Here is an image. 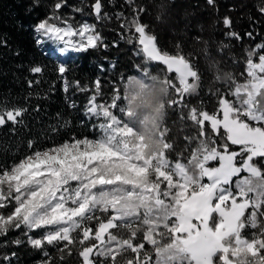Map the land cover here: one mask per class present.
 <instances>
[{
  "label": "trees",
  "instance_id": "trees-1",
  "mask_svg": "<svg viewBox=\"0 0 264 264\" xmlns=\"http://www.w3.org/2000/svg\"><path fill=\"white\" fill-rule=\"evenodd\" d=\"M94 1L0 0V110L26 109L18 118L21 123L7 122L0 126V166L10 167L37 148L96 133V119L86 115V105L94 93L96 80L100 81L98 98L105 102L112 95L113 83L119 84V78L133 73L136 65L145 66L143 54L137 55L138 44L127 42L132 34L127 25L135 15L140 24L146 25V33L156 36L159 48L170 54L184 55L198 70L199 87L194 94L187 95L181 105L168 108L160 134L166 151L183 156L185 163L193 167L202 148L196 144L198 129L187 118L188 107L216 111V93L235 99L231 92L237 91L245 79L247 50L264 43V14L258 11L264 0H214L211 5L208 0H100V19L92 10ZM57 3L61 5L58 9ZM84 18L91 21L101 37L95 48L58 57L36 42L35 26L41 21L76 24ZM225 18L231 21L230 28L225 26ZM229 31L237 33L240 39L226 37ZM248 32L252 33L251 38L246 35ZM60 66L65 68L64 73L59 72ZM33 67H41L42 72L33 73ZM147 67L152 72L166 70L162 62L148 61ZM168 76L175 77L174 73ZM240 93L239 101L243 94ZM259 100L264 110V95ZM204 128L208 140L217 139L207 121ZM30 141L33 142L31 149ZM194 144L196 147L190 158L188 155ZM238 149L239 146H231V150ZM253 160L264 169L262 158ZM9 208L4 209L5 214ZM246 210L249 212L243 209L244 218ZM106 217L105 213L95 215L88 222L90 228L94 230L97 221ZM248 223L245 220L240 226ZM133 224H136L134 230L131 229ZM143 224L137 215L136 222L112 226V230H122L128 236L132 234L133 242L145 245L147 242L141 241L147 233ZM25 231L12 229L0 236V264H8L3 259L5 255L10 257V264H42L45 259H49L50 264H79L82 260L79 250L96 242L92 232L90 239L81 244L82 234L76 230L71 233L73 244L68 250H63V243L35 249L28 243ZM261 233H264V224L256 229L248 227L240 234L264 239ZM29 235L37 237L36 230ZM17 239L20 244L12 243ZM129 249L130 246L122 244L105 245L114 264H125L133 259ZM44 251L50 254L49 258L44 256ZM257 256L261 261L262 256ZM99 260L97 258V264Z\"/></svg>",
  "mask_w": 264,
  "mask_h": 264
},
{
  "label": "snow or ice",
  "instance_id": "snow-or-ice-1",
  "mask_svg": "<svg viewBox=\"0 0 264 264\" xmlns=\"http://www.w3.org/2000/svg\"><path fill=\"white\" fill-rule=\"evenodd\" d=\"M208 2L211 5L214 0ZM55 7L58 9L61 5L57 3ZM93 7L97 19H100L102 8L100 0H96ZM258 11L264 14V5H261ZM224 24L230 28L231 21L225 18ZM94 27V25H83L78 31L80 40L74 44L70 40H65V35H73L71 25L60 28L49 24L47 20L41 21L35 26L36 42L42 44L47 40L59 41L64 45L60 49L61 52H66L69 48L81 52L89 47L95 48L97 42L101 41L98 33L84 38L85 32L94 30ZM127 27L132 33L127 38V42L138 44L137 55L142 53L145 59V66L140 73L148 75V61L162 62V65L166 66L167 73L175 74L174 79L170 78L173 81L172 91L179 95V99L174 98L169 108L181 105L185 97L194 94L199 87L198 70L184 55L170 54L159 48L156 36L147 34L146 25L140 24L135 15ZM225 35L228 38L240 39L239 35L232 31L226 32ZM246 35L251 38L252 33L248 32ZM245 63L246 76L253 81L259 79L264 82V43L247 50ZM136 68L140 69V66L136 65ZM100 70H104L103 66ZM31 71L41 73L42 69L33 67ZM59 72L64 73L65 68L60 66ZM126 77L121 76L119 84L113 83L110 103L108 101L103 104L97 103L99 78L95 82L94 94L89 97L86 105V115L103 121L98 124L99 129L102 130L99 139L73 137L74 142L65 141L50 148H37L10 167L0 166V236L6 235L9 230L23 228L26 230L25 235H28V243L35 249L63 243V250H68L73 244L71 237L73 231H82L81 244L89 240L90 234L94 231L93 238L99 244L83 246L79 250L82 264H97V258H100L99 264H114L113 256L105 250L106 244L110 247L115 243L110 238L107 241L105 239L111 225L107 221H97L95 230L87 226L98 210L93 205L108 202L111 203L113 212L123 210L128 214L127 216L135 214L138 205L132 203L130 198L121 209L118 207L120 201L108 200L109 193L101 192L95 197L89 189L110 183L108 177H115L118 181L131 182L134 185L142 183L143 163L137 157L128 158V149L123 143L124 133L131 132V129L125 120L112 111L118 108L119 113L127 117L124 109L118 104L122 99L120 85L124 83ZM216 95L218 109L222 115L218 116L217 112L209 113L207 110L191 107L188 109L187 118L198 129L199 136L196 138L198 143L205 137V121H210L212 134L217 138L213 139L217 151L208 159H219L220 166L215 170L202 167L199 183L194 184L190 177H185L179 171V165H173L177 168V175L173 177L172 185L166 182L173 195H169L168 192L163 193L168 200L173 201L174 205L170 211L168 208L165 209L164 219L173 217V220L164 227L174 237L179 246L178 250L187 259V264H214V254L217 251H222L223 256L216 259H222L223 264H229V253L236 255L242 250L253 255H261L260 264H264V239L253 238L250 241L240 238L242 230L248 227L256 229L257 226L251 222V219L243 227L238 221L234 225L232 215L228 211L229 206L235 210V206L239 205L248 209L250 213V204L245 203L247 195L240 187L242 180H235L234 192L233 177L239 176L242 172L256 174L257 170L252 167L253 159L264 158V110L257 107L252 111H242V107L247 105H241L237 99L241 95L239 90L231 92L235 99H229L224 93H216ZM25 111L26 109L23 108L0 110V126L7 122L21 123L18 118ZM231 146H239L238 151L231 150ZM32 147L33 142L30 141L29 148ZM237 162L239 166H236ZM98 165L102 167H97ZM69 184L81 185V187L73 191L69 188ZM146 200L147 198H144L141 204H145ZM8 206L10 208L5 214L4 209ZM145 210L146 214L153 211L147 206ZM42 229L43 235L38 238L29 235L33 230ZM229 236L234 237L237 246L235 249L222 244V241ZM261 236L264 237V233H261ZM145 241L154 244L151 240L145 239ZM12 243L20 244L21 241L17 239ZM129 250L136 258L134 264H153L151 256H140L143 244L133 245ZM43 254L49 258L50 254L47 251ZM160 255L157 251L155 264H161ZM3 259L10 264V257L5 255ZM60 259L62 260L63 256ZM42 264H50V260L45 259Z\"/></svg>",
  "mask_w": 264,
  "mask_h": 264
},
{
  "label": "rangeland",
  "instance_id": "rangeland-1",
  "mask_svg": "<svg viewBox=\"0 0 264 264\" xmlns=\"http://www.w3.org/2000/svg\"><path fill=\"white\" fill-rule=\"evenodd\" d=\"M49 24H54L56 27H60V28H66L69 25L72 26V31H73V35L72 36H68L65 35V40H70L72 43H78L80 40V37L78 35V31L79 29L82 28L83 25L87 24V25H93L91 23V21L87 18H84L83 20L79 21L76 24H72L69 21H52V22H48ZM97 32L93 29H90L88 32H85V36L84 38L86 39L88 35H95ZM148 34V33H147ZM41 45H44V48L46 49H50L51 51L54 52V54H56V56L60 57L67 55L70 52H74L75 50H73L72 48H69L68 51L66 52H61V47L64 46L63 42H55L52 40H47L46 42L42 43ZM65 57V56H64ZM63 57V58H64ZM62 58V59H63ZM61 60V59H60ZM142 69V67H140V69L135 68L134 72H140V70ZM175 75V74H174ZM239 92H242V98L240 100L241 105H247V107H242V111H252L254 109H256L257 107L261 109V106L258 104L260 102V96L264 95V82H262L261 80H251L249 79L246 74H245V79L243 81V83L240 85V87H238ZM244 93H247V95H244ZM94 94V93H92ZM91 94V95H92ZM179 99V95L178 94H174L173 99ZM108 102L110 103V99L108 100ZM88 103V102H87ZM97 103L98 104H103L104 101H101L99 98H97ZM118 104L122 107V105L124 104L123 99L120 100V102H118ZM194 107V106H189V108ZM11 110V109H9ZM262 110V109H261ZM114 112V114L118 115L122 120H125V123H127L128 125H135V121L129 119L128 117H124L123 114L119 113L118 108L117 109H113L112 110ZM209 113L212 112H217V115L220 116L222 115V113L219 111L218 107L216 111H208ZM96 119V118H95ZM97 121V125L99 123H102L103 121L96 119ZM208 125L211 127L210 125V121H207ZM131 132H125L124 133V138L127 136H130L132 134V128L130 127ZM102 135V130L99 129V127L97 126V131L95 134L91 135V136H83L80 138H76V139H89V140H95V139H99L100 136ZM68 142H74L73 139L67 140ZM60 142V143H56L53 144L51 146H47L45 148H50L59 144L64 143ZM115 142V140H114ZM124 143V147L128 149V158H132V157H137L142 163H143V171L141 173L142 176V183L141 184H132L131 182H121L115 179V177H108L110 183H105L103 184L101 187H96L94 189H89V191L92 192V195L95 197H98L99 194L101 192H106L109 194H116V193H120L122 195H125L128 198H131V201H134L135 204L138 205L137 207V211L135 214L131 215V216H123L121 215L120 212H113L112 210V205L111 203H102V204H94V207H97V211L95 213V215H99V214H107L106 218H101L100 220H98L99 222H105L107 221L110 225L111 228L108 230L107 234L105 235V239L107 241L108 238L115 239V244L116 245H127L130 246L132 248L133 245H141V242L135 243L133 242V238H132V234L130 236L126 235L123 233L122 230H112V226H118L120 227L121 225H123L126 222H130L132 223L133 221L136 222V217L137 215H139L142 219V222H144L143 227L145 229V232H147L144 235V238L141 239V241L148 239L154 242V244H145L143 245V251L140 252V256L143 257L144 255H148L152 257V262L153 264H155V258L156 255L152 252V248L153 246L156 244V238L157 236H159V234L161 232H168L167 228L164 227V225H169L171 224L173 217H169L168 220H166L165 223L161 224L159 222H157V218L154 216L153 211L150 214H146V206L150 207L151 205H157L158 203L161 204H165L167 205L169 208L173 207V201L168 200L163 193L168 192L169 195H173L172 190L166 186V182L168 185H172L173 184V177H175L177 175V168L174 167L173 165H179V171L182 172L185 177H190V173L193 169V167H190L189 165H187L185 162L186 160L183 158V156L179 155V154H172L166 151L165 147H162V150L159 153H156L154 155H146L144 150H143V145L141 143H138L134 146V148H131L127 143H125V141L123 140ZM165 143H166V147H167V143L168 141L165 139ZM196 144H200L202 151L199 152L198 155V159L196 161V167L198 168V176L196 179H192L193 183H199L200 180V176H201V169L202 167H205L206 169L209 170H215L220 166L221 161L219 159H213V160H209L208 157L213 153L216 152L217 149L214 146L213 141L208 140V138L204 137L202 139L197 140ZM196 144L192 145V150L190 152V154L188 155V157L191 158V156L193 155V150L196 147ZM42 148V149H45ZM31 154V153H29ZM27 154V155H29ZM25 157V156H24ZM22 157V158H24ZM21 158V159H22ZM263 162H264V158H262ZM209 161H215L214 163H209ZM253 163L254 160H253ZM256 164V163H255ZM236 166H239V163L237 162ZM97 167H102V165H98ZM244 172H242L240 175H242ZM238 179L237 177H233V191L235 192V180ZM177 183L179 181H176ZM206 182V180H205ZM81 187V185H75V184H69V188L72 189L73 191L78 188ZM70 195L72 193H69ZM144 198H147V200L145 201V204H141V201L144 200ZM239 199V198H238ZM108 200H112V197L109 196ZM245 203L250 204V201L247 197V200L245 201ZM151 208V207H150ZM243 209L242 207H240L239 205L235 206V210H233V208L231 206H229L228 211L229 213L232 215V219H233V224L235 225L238 221L239 225L243 224V221L248 220L250 222V219L247 218L245 216L242 217V213H243ZM252 212V208L250 209V213ZM113 217H115V219H113ZM242 218H244L242 220ZM134 219V220H133ZM252 222V221H251ZM136 224L131 225V229L134 230L136 228L135 226ZM88 227L89 224L87 225ZM97 227V224L95 226V229ZM155 229V231H153L152 229ZM94 229V230H95ZM115 231L117 233H115ZM44 230H36V236L40 237L41 235H43ZM75 232V231H73ZM72 232V233H73ZM78 232H80L82 234L81 230H78ZM94 234V231H93ZM171 234V233H169ZM172 235V234H171ZM240 238L241 239H248V240H252L251 238H246L245 236L240 234ZM235 242V241H234ZM92 244H99L98 241L92 243ZM90 244V245H92ZM87 245V246H90ZM152 246V247H151ZM237 246L235 247H231L233 249H235ZM243 251V250H242ZM252 257L257 258V260L259 261L260 264V259L257 255H253L251 252H248ZM135 257L130 258L126 261L125 264H134L135 262ZM79 264H82V260ZM229 264H233L232 260H230Z\"/></svg>",
  "mask_w": 264,
  "mask_h": 264
},
{
  "label": "clouds",
  "instance_id": "clouds-1",
  "mask_svg": "<svg viewBox=\"0 0 264 264\" xmlns=\"http://www.w3.org/2000/svg\"><path fill=\"white\" fill-rule=\"evenodd\" d=\"M147 72V76L140 72L128 74L124 83L120 85V96L124 101L122 105L124 112L129 119L135 121L134 126L128 125L132 128V134L124 138L125 143L131 148L141 143L146 155H154L159 153L163 147L160 134L166 122L169 105L173 101V81L164 70L152 72L148 69ZM195 165L196 162L194 161L190 173L192 179H196L198 176V168ZM252 167L257 170L256 174L244 172L238 176V179L242 180L240 187L247 195L252 208V212L249 213L246 210L245 215L258 226L264 224V219H261L264 217V169L255 163H252ZM109 196L120 201L118 207L121 209L130 200L120 193L109 194ZM131 202L135 203L134 201ZM150 207L153 209L157 222L165 223V209L168 208L170 211V208L163 203ZM120 213L123 216L128 215L123 210ZM152 230L155 231L154 228ZM222 244L230 248L236 246L232 236L225 238ZM178 247L171 234L161 232L156 238L152 252L156 255L159 251L161 264H187L186 257L178 250ZM222 256L223 252L217 251L214 254V264H223L222 259H216V257ZM229 259L232 260L233 264H259L257 258L252 257L247 251H241L236 255L230 252Z\"/></svg>",
  "mask_w": 264,
  "mask_h": 264
},
{
  "label": "water",
  "instance_id": "water-1",
  "mask_svg": "<svg viewBox=\"0 0 264 264\" xmlns=\"http://www.w3.org/2000/svg\"><path fill=\"white\" fill-rule=\"evenodd\" d=\"M95 3H96V0L93 2V6H94ZM92 10H93V12H95V11H94V7H92Z\"/></svg>",
  "mask_w": 264,
  "mask_h": 264
}]
</instances>
